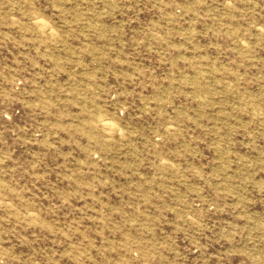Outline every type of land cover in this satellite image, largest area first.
Instances as JSON below:
<instances>
[{"label":"rangeland","instance_id":"rangeland-1","mask_svg":"<svg viewBox=\"0 0 264 264\" xmlns=\"http://www.w3.org/2000/svg\"><path fill=\"white\" fill-rule=\"evenodd\" d=\"M0 264H264V0H0Z\"/></svg>","mask_w":264,"mask_h":264},{"label":"bare ground","instance_id":"bare-ground-1","mask_svg":"<svg viewBox=\"0 0 264 264\" xmlns=\"http://www.w3.org/2000/svg\"><path fill=\"white\" fill-rule=\"evenodd\" d=\"M106 125H110V123L108 121L105 122ZM112 127V126H111Z\"/></svg>","mask_w":264,"mask_h":264}]
</instances>
